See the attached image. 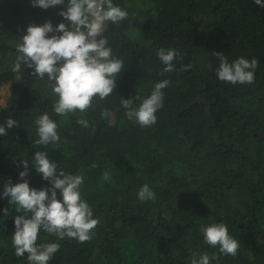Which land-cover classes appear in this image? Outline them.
Returning <instances> with one entry per match:
<instances>
[{"label": "trees", "instance_id": "obj_1", "mask_svg": "<svg viewBox=\"0 0 264 264\" xmlns=\"http://www.w3.org/2000/svg\"><path fill=\"white\" fill-rule=\"evenodd\" d=\"M264 2V0H262ZM129 15L119 25L106 22L103 35L112 55L124 61L114 92L93 98L84 114L89 127L75 115L60 116L47 79L31 76L23 65L13 72L17 39L30 23L65 22L62 5L47 10L31 0H0V89L15 82L0 125L8 118L19 126L0 136V264H29L27 253L15 256L13 210L3 185L22 182L21 160L29 161L30 188H46L32 167L36 151H46L59 169L81 175V198L99 222L90 241L60 240L42 228L37 245L58 243L49 264H190L193 255L207 253L210 264H264V7L255 0H113ZM160 48L178 49L175 71L160 75ZM258 60L255 83L231 85L218 80L219 60ZM182 65H191L180 71ZM20 77L17 80L16 77ZM163 89V107L154 126L129 121L120 98H143L156 82ZM135 101L134 106H139ZM107 108L115 123L101 117ZM47 113L61 141L33 147L35 119ZM107 172L109 181H103ZM148 184L155 200L140 201ZM57 197L59 190H57ZM30 218V214H29ZM223 222L240 241L235 257L218 255L204 243L201 225Z\"/></svg>", "mask_w": 264, "mask_h": 264}, {"label": "clouds", "instance_id": "obj_2", "mask_svg": "<svg viewBox=\"0 0 264 264\" xmlns=\"http://www.w3.org/2000/svg\"><path fill=\"white\" fill-rule=\"evenodd\" d=\"M31 3L33 7L44 10L62 5L64 10L58 15L65 22L55 26L50 20L42 25L30 23L26 33L17 39L12 71L19 72L23 65L33 70L31 76L39 80L47 79L48 87L57 97L52 105L54 113L67 116L79 111L81 118L77 124L88 128L83 114L92 107L94 97L104 100L114 92L117 75L124 69V61L112 55L113 49L102 35L105 24L110 21L119 25L129 13L115 5L113 0H31ZM255 3L264 7L262 0H255ZM213 54L219 60L216 69L218 80L231 85L255 83L257 59L248 60L241 56L229 63L224 53ZM156 56L164 65L160 73L162 76L176 70L174 60H183L175 48H160ZM190 67L182 65L180 71H187ZM170 83L167 79L156 82L146 98L139 95L132 99L120 98L127 119L141 127L154 126L156 113L163 107L162 90ZM137 100L140 104L134 106ZM101 117L114 123V114L107 108L101 111ZM34 123L38 138L33 147L46 148L61 141L58 125L47 113L38 116ZM13 126H19V122L8 118L6 124L0 125V136H7V129ZM31 163L35 172L50 187L30 188L25 179L29 175V161L21 160L24 170L19 172V179L22 182L13 184L8 180L3 185L2 195L10 205L3 213L4 216H9L13 210L17 213L12 235L15 256L23 257L27 253L29 264H49L60 245L55 242L37 245L41 228L50 235L55 234L60 240L67 237L84 243L92 239V230L99 221L93 218L90 205L81 198L83 176L59 169L57 162L50 160L46 151H36ZM101 179L109 181L110 176L105 172ZM137 195L140 201H153L156 198L148 184H144ZM200 232L205 244L217 247L218 255L214 258L237 255L240 241L229 235L228 227L223 222L201 225ZM210 259L207 253L193 255L190 264H210Z\"/></svg>", "mask_w": 264, "mask_h": 264}, {"label": "rangeland", "instance_id": "obj_3", "mask_svg": "<svg viewBox=\"0 0 264 264\" xmlns=\"http://www.w3.org/2000/svg\"><path fill=\"white\" fill-rule=\"evenodd\" d=\"M17 80H20V77H16ZM15 84V82H9L7 83L6 85H4L3 87H1L0 89V112L1 110L5 109L7 104H8V101L11 97V94H12V87L13 85ZM96 98V97H94ZM115 116H114V123H115ZM113 124V123H111Z\"/></svg>", "mask_w": 264, "mask_h": 264}, {"label": "built area", "instance_id": "obj_4", "mask_svg": "<svg viewBox=\"0 0 264 264\" xmlns=\"http://www.w3.org/2000/svg\"><path fill=\"white\" fill-rule=\"evenodd\" d=\"M105 28H106V24H105ZM105 28H104V30H105ZM103 33H104V31H103ZM103 33H102V35H103Z\"/></svg>", "mask_w": 264, "mask_h": 264}]
</instances>
